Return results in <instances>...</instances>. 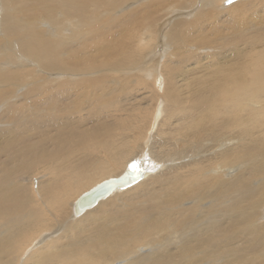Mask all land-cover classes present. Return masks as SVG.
I'll return each mask as SVG.
<instances>
[{"label":"bare ground","instance_id":"6f19581e","mask_svg":"<svg viewBox=\"0 0 264 264\" xmlns=\"http://www.w3.org/2000/svg\"><path fill=\"white\" fill-rule=\"evenodd\" d=\"M0 264H264V0H0Z\"/></svg>","mask_w":264,"mask_h":264},{"label":"water","instance_id":"95a60500","mask_svg":"<svg viewBox=\"0 0 264 264\" xmlns=\"http://www.w3.org/2000/svg\"><path fill=\"white\" fill-rule=\"evenodd\" d=\"M235 1V0H234ZM135 171L132 166L117 178H111L99 184L98 186L83 193L73 205V213L79 215L84 210L91 208L99 199H102L115 190H125L132 187L143 177V171Z\"/></svg>","mask_w":264,"mask_h":264},{"label":"snow or ice","instance_id":"6c2138e0","mask_svg":"<svg viewBox=\"0 0 264 264\" xmlns=\"http://www.w3.org/2000/svg\"><path fill=\"white\" fill-rule=\"evenodd\" d=\"M233 2H234V0H226V3H229V4H231V3H233ZM133 169H134L135 171L139 172V169L136 167V165H133Z\"/></svg>","mask_w":264,"mask_h":264},{"label":"rangeland","instance_id":"374dc122","mask_svg":"<svg viewBox=\"0 0 264 264\" xmlns=\"http://www.w3.org/2000/svg\"><path fill=\"white\" fill-rule=\"evenodd\" d=\"M222 2H223V0H222ZM219 6L221 7V2H220V4H219ZM230 168H232V167H230Z\"/></svg>","mask_w":264,"mask_h":264}]
</instances>
